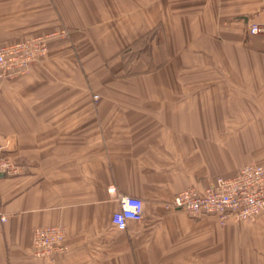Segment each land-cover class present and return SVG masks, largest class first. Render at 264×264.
I'll use <instances>...</instances> for the list:
<instances>
[{
    "label": "crops",
    "instance_id": "1",
    "mask_svg": "<svg viewBox=\"0 0 264 264\" xmlns=\"http://www.w3.org/2000/svg\"><path fill=\"white\" fill-rule=\"evenodd\" d=\"M262 21L264 0H0V44L69 31L0 83V156L18 170L0 174V264H264V215L169 207L264 163V35L246 33ZM158 27L154 69L127 71L121 51ZM120 196L143 204L124 230ZM56 225L63 251L34 258L33 229Z\"/></svg>",
    "mask_w": 264,
    "mask_h": 264
},
{
    "label": "built area",
    "instance_id": "2",
    "mask_svg": "<svg viewBox=\"0 0 264 264\" xmlns=\"http://www.w3.org/2000/svg\"><path fill=\"white\" fill-rule=\"evenodd\" d=\"M248 35H264V21L248 24ZM65 31L31 35L24 39L0 44V83L10 81L43 60L50 45L66 37ZM94 99L98 96L94 95ZM17 167L0 156V174L14 176ZM119 209L112 214V225L124 230L129 221L139 222L143 218L142 201L133 196H120ZM172 210L190 216L204 214L217 217L221 224L255 222L264 215V166L256 163L243 165L235 174L216 176L199 189L188 187L175 194L169 202ZM7 222V215L0 203V225ZM63 226L35 228L31 235V255L37 259H53L64 249Z\"/></svg>",
    "mask_w": 264,
    "mask_h": 264
},
{
    "label": "rangeland",
    "instance_id": "3",
    "mask_svg": "<svg viewBox=\"0 0 264 264\" xmlns=\"http://www.w3.org/2000/svg\"><path fill=\"white\" fill-rule=\"evenodd\" d=\"M60 31H65L67 36L64 37L63 39H58V40L54 41L50 46L61 43V42L65 41L69 38V31H67V29H65V28L48 31L46 33H55V32H60ZM46 33H43V34H46ZM162 36H163V32H160L159 27L157 29H151L149 32H147L144 35H142L141 37H139L137 39L135 45L127 47V48H131L130 50L125 51L127 48L123 49L121 51L119 57L123 63V66L125 67V69L127 71L129 70L128 67L133 62V60L141 59L144 61L148 71L153 70L154 65H153V61H152V46H153L154 42H159L160 39L162 38ZM251 36H254V35H251ZM49 48H48V50H49ZM159 52L162 54V56L164 55L162 48H159ZM255 162H258L260 165L264 166V163H261L259 161H255ZM252 163H254V161ZM258 163H256V164H258Z\"/></svg>",
    "mask_w": 264,
    "mask_h": 264
},
{
    "label": "trees",
    "instance_id": "4",
    "mask_svg": "<svg viewBox=\"0 0 264 264\" xmlns=\"http://www.w3.org/2000/svg\"><path fill=\"white\" fill-rule=\"evenodd\" d=\"M131 48H127L125 51H128V50H130Z\"/></svg>",
    "mask_w": 264,
    "mask_h": 264
}]
</instances>
